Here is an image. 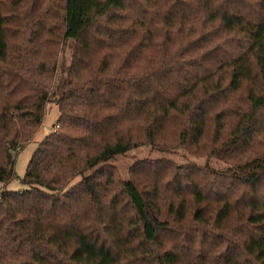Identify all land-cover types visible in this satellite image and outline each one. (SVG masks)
<instances>
[{
  "label": "trees",
  "instance_id": "1",
  "mask_svg": "<svg viewBox=\"0 0 264 264\" xmlns=\"http://www.w3.org/2000/svg\"><path fill=\"white\" fill-rule=\"evenodd\" d=\"M259 145L264 0H0V182L28 187L0 190V264H264ZM143 147L254 157L122 179L109 162Z\"/></svg>",
  "mask_w": 264,
  "mask_h": 264
},
{
  "label": "rangeland",
  "instance_id": "2",
  "mask_svg": "<svg viewBox=\"0 0 264 264\" xmlns=\"http://www.w3.org/2000/svg\"><path fill=\"white\" fill-rule=\"evenodd\" d=\"M72 59V48L70 45L66 48L65 52L60 54L59 61L65 62L69 65ZM53 97V96H52ZM50 98V103L47 104L45 110V119L41 127L36 131L32 141L17 155L15 171L19 179H23L26 173L28 163L38 148V146L45 140L46 137L55 134L54 129L58 124L59 112L58 106L55 104V99ZM258 151L264 150V145L258 146ZM254 155L234 154L233 160H223L209 155L195 156L191 155L184 149H173L167 152H160L151 149L150 147H143L128 152L126 155L118 156L113 161L109 162L114 165L122 179L126 180L130 176V168L134 162H152V161H173L176 165H196L201 168H209L211 171L230 174L234 168V163H238L239 160L246 162L252 159ZM235 160V161H234ZM82 180V177H77L71 184V186L77 185ZM7 189L14 192L25 191L27 186L21 184L20 180H15L10 184H4L0 182V190Z\"/></svg>",
  "mask_w": 264,
  "mask_h": 264
},
{
  "label": "built area",
  "instance_id": "3",
  "mask_svg": "<svg viewBox=\"0 0 264 264\" xmlns=\"http://www.w3.org/2000/svg\"><path fill=\"white\" fill-rule=\"evenodd\" d=\"M58 129H59V126L57 125V126L55 127L54 131H56V130H58Z\"/></svg>",
  "mask_w": 264,
  "mask_h": 264
}]
</instances>
